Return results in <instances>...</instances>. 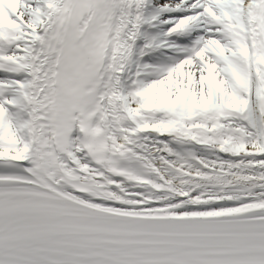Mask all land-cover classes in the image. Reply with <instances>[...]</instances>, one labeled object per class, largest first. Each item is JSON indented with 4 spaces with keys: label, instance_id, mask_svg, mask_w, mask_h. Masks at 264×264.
Segmentation results:
<instances>
[{
    "label": "snow or ice",
    "instance_id": "obj_1",
    "mask_svg": "<svg viewBox=\"0 0 264 264\" xmlns=\"http://www.w3.org/2000/svg\"><path fill=\"white\" fill-rule=\"evenodd\" d=\"M0 264H264V0H0Z\"/></svg>",
    "mask_w": 264,
    "mask_h": 264
}]
</instances>
